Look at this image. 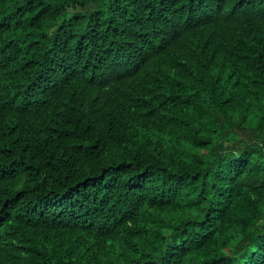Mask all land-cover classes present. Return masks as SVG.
I'll return each instance as SVG.
<instances>
[{
    "label": "trees",
    "instance_id": "1",
    "mask_svg": "<svg viewBox=\"0 0 264 264\" xmlns=\"http://www.w3.org/2000/svg\"><path fill=\"white\" fill-rule=\"evenodd\" d=\"M0 264H264V0H0Z\"/></svg>",
    "mask_w": 264,
    "mask_h": 264
}]
</instances>
